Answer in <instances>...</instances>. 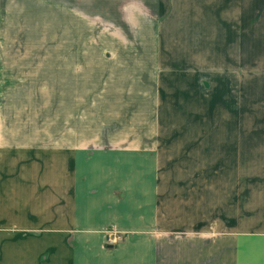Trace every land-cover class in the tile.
Masks as SVG:
<instances>
[{
	"label": "crops",
	"instance_id": "0c3cea01",
	"mask_svg": "<svg viewBox=\"0 0 264 264\" xmlns=\"http://www.w3.org/2000/svg\"><path fill=\"white\" fill-rule=\"evenodd\" d=\"M243 1L0 0V264H264V132H243L264 5ZM96 15L135 42L95 41ZM53 77L58 107L26 80Z\"/></svg>",
	"mask_w": 264,
	"mask_h": 264
},
{
	"label": "rangeland",
	"instance_id": "374dc122",
	"mask_svg": "<svg viewBox=\"0 0 264 264\" xmlns=\"http://www.w3.org/2000/svg\"><path fill=\"white\" fill-rule=\"evenodd\" d=\"M196 1H199V4H202V5H205L206 4V8L208 6H210V2L209 1H212V2H217L218 0H196ZM252 2H259L261 5H264V0H244L243 1V4L244 6L246 5H249L251 4ZM180 3V2H179ZM182 3V2H181ZM207 14V13H206ZM102 16L100 15H96V17L94 18V23L96 26H98V28L95 30L96 31V34H95V41L98 40L97 38L100 36V41H109V40H121L122 38V33H125L127 36V38L130 36V38L132 39L131 42H135V40L133 39L132 36H134L135 34L132 32V30H119V29H116L113 27V24L111 23H107L105 22L104 20H102ZM215 31H218V29H216ZM88 32V31H87ZM85 33H86V30H85ZM133 33V34H131ZM97 34L99 35L97 37ZM131 34V35H130ZM90 35V33H89ZM215 41V40H214ZM128 42V41H126ZM92 63L90 60H86V63L85 65H88L90 67H92ZM255 65V64H254ZM245 66L246 65V61H245ZM248 66H251L248 65ZM255 67V66H254ZM263 62L261 61L260 62V66L259 68H263ZM247 77L245 76V79ZM249 78V77H248ZM24 79V78H23ZM31 79H34V82H35V85H40L39 83H41V85H47V84H50V88H51V98H52V103H53V107H58L59 106V102H60V97H59V78L58 77H53V78H26V80H31ZM85 83H88V82H91L92 80V77H89V78H85ZM101 81L104 83L105 81V78H101ZM45 84H44V83ZM19 87H27V86H19ZM261 95V99L259 100V102L255 105V104H252V101L249 102L248 98H247V94H245V107H244V121H243V132H249L251 133L252 131H259V132H264V121H262V119H264V93H259ZM258 94V95H259ZM257 96V94H255ZM87 99V101L85 103L87 104H90V100L88 98H85ZM88 110V114L90 115V117L88 115H86V121H85V126L88 127L86 130V133H90V131H92L93 129V117H92V114L90 112V108L87 109ZM102 117V116H101ZM212 118L216 119V121H218V111L215 112V110L212 112ZM255 120H260L261 122H259L258 125H253ZM103 121V119L100 120V125H101V122ZM113 126L111 127L112 130L113 129H120V127L118 125H116L115 123L112 124ZM166 129H168L167 131H171V129H174V128H177L178 132H196V133H200V132H209V131H212V132H215V133H218L219 132V124H214L212 123L211 125H207L204 124V123H201V124H195V125H174V126H165ZM209 130V131H208ZM57 138H58V132L56 134ZM86 145V143H85ZM100 147V146H99ZM184 160V159H183ZM201 162V160H200ZM204 161L202 160L201 163H203ZM218 157H212L211 158V164L213 165V172H211V177L213 178V183L214 185L218 184V180H219V170H218ZM245 164L247 165H250L251 162H250V157L247 158V160H245ZM246 165V166H247ZM202 175V174H201ZM219 189L216 188V191H218ZM188 217V216H187ZM191 217V216H190ZM198 223H201L202 225H205L207 224L208 222H197ZM111 232H117L118 234L117 235H111L110 233ZM111 235V236H110ZM116 236L119 237V239L117 240V242L115 243H111L110 242V239H115ZM124 239V233L121 232L120 230H118L115 226H110L108 228V230L106 231V238H105V246L107 248H115V247H118V244L120 245L121 242L123 241Z\"/></svg>",
	"mask_w": 264,
	"mask_h": 264
},
{
	"label": "built area",
	"instance_id": "2783aa9c",
	"mask_svg": "<svg viewBox=\"0 0 264 264\" xmlns=\"http://www.w3.org/2000/svg\"><path fill=\"white\" fill-rule=\"evenodd\" d=\"M110 234H111V235H117L118 233H117V232H111ZM111 235H110V236H111ZM118 239H119V237L116 236L115 239H110V242H111V243H115V242H117Z\"/></svg>",
	"mask_w": 264,
	"mask_h": 264
}]
</instances>
